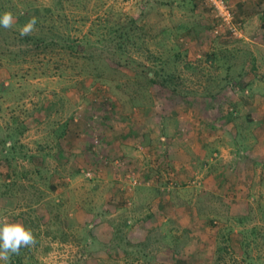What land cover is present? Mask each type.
<instances>
[{
  "label": "rangeland",
  "instance_id": "rangeland-1",
  "mask_svg": "<svg viewBox=\"0 0 264 264\" xmlns=\"http://www.w3.org/2000/svg\"><path fill=\"white\" fill-rule=\"evenodd\" d=\"M11 1L17 5H7L12 14L51 9L49 23L57 37L84 42L95 54L85 60L80 56L73 68L59 46L45 55L15 48L13 37L23 26L2 31L0 217L21 222L36 238L35 246L21 248L9 264L19 258L17 264H264V248L251 246L250 239L247 244L236 241L216 220V204L200 207L201 221H196L191 220V207L183 215L178 204L167 206V214L151 212L148 205L140 209L124 189L126 180L130 188L137 181L131 162L136 155L150 148L152 157V152L164 150L166 136L186 133L181 109L216 101V91L239 82L237 68L242 65L243 74L251 70L243 45L247 41L216 27L208 0ZM245 3L252 8L258 0ZM229 5L243 31L230 0ZM128 19L140 29L133 50L141 63L138 71L107 61L99 42L105 39L102 25ZM3 41L10 49L23 48L20 57H5ZM174 45L180 50L178 59ZM232 54L236 68L230 77L212 58L227 57L228 63ZM161 61L164 75L149 84L142 66L156 72ZM61 63L63 68L57 69ZM162 81L166 87L160 86ZM144 161L157 165L158 158ZM160 193L170 196L166 190L148 191L152 199ZM181 195L188 200L196 194L187 190ZM146 212L153 220L143 219ZM231 244L243 254L231 252Z\"/></svg>",
  "mask_w": 264,
  "mask_h": 264
},
{
  "label": "crops",
  "instance_id": "crops-1",
  "mask_svg": "<svg viewBox=\"0 0 264 264\" xmlns=\"http://www.w3.org/2000/svg\"><path fill=\"white\" fill-rule=\"evenodd\" d=\"M246 1L230 3L244 27L247 42L242 44L251 60L249 74L244 73L242 83L234 81L216 91L221 100L181 109L180 117L187 118L186 133L166 136L164 150L152 152V157L150 148L142 156L136 155L131 162L138 170L137 176L132 174L138 185L130 188L126 180L124 189L140 209L148 205L151 212L167 214V206L178 204L183 215L191 207V220L196 221H201L200 207L216 204V220L231 230L235 240L247 244L250 239L251 246L259 249L264 248V7H258L264 0L252 8H245ZM158 141L163 142L162 138ZM145 157L158 158L157 165H145ZM153 189L166 190L170 196L160 193L152 199L148 191ZM187 190L196 195L187 200L181 195ZM152 218L146 212L143 219ZM235 247L231 244L229 250L243 254Z\"/></svg>",
  "mask_w": 264,
  "mask_h": 264
},
{
  "label": "trees",
  "instance_id": "trees-1",
  "mask_svg": "<svg viewBox=\"0 0 264 264\" xmlns=\"http://www.w3.org/2000/svg\"><path fill=\"white\" fill-rule=\"evenodd\" d=\"M18 2H22V0H19ZM11 3L13 6H17L15 3H12L11 0H0V15H2L4 12H9V9L7 8V5ZM15 18L13 25L15 26H24L32 17H35L37 20V23L35 25V30L30 34L26 36H21L20 32L17 37H13V41L17 42L14 46L15 48H19L20 46L27 47L26 54H46L51 53L54 50H56V46H59L60 49L59 54L60 55H69L72 59V65L71 67H76L78 62V58L80 56H84L85 59L91 58L90 56H93L95 53L92 51V47L88 46L86 43H73L72 40L69 39V37L63 36V40L61 41L60 37H57L55 32L54 25H51L49 22L53 20V11L51 9H24L23 11L19 10L15 14H12ZM234 18V17H233ZM236 22V21H235ZM239 22V21H238ZM3 30H8L0 26V37L3 36ZM102 33L100 34L101 37L105 39H99V42L103 43V47L101 49L102 52H107V61L112 62L115 64L116 67H127L132 70L138 71L139 66H141V63L139 64L137 61H135L133 57V50H135L138 46V43L140 40L139 38V27L136 25V21L133 19H128L125 24L122 23H115L111 25H102ZM225 34H229L228 37L233 38L228 31L225 32ZM88 34L84 36V38H87ZM55 38V39H54ZM4 40H7L3 38ZM54 39V40H53ZM3 47H6L4 49L5 57L12 56L13 59L20 57L19 52L22 51L23 48L20 49H14L9 48L8 42L3 41L2 42ZM11 46H13L11 44ZM174 49L176 51L175 55L177 59L179 58V48L174 45ZM179 47H183L182 45H179ZM230 61L227 63V57L225 58H219L216 56V59L214 60L212 58V62L216 65V68H223L222 73L226 76L230 75L233 72V70L236 68L232 64V60L235 59L233 54L229 57ZM217 60V62H216ZM47 63V62H46ZM161 69L153 72L151 69H146L144 66H142L143 70H145V75L147 77V81L149 84H156L157 83V77L159 74L164 75L163 65L164 62L161 61ZM64 66L63 63L57 66V69H62ZM234 67V68H233ZM242 68V65H241ZM241 68H237V72H235L236 78L238 81L242 80L243 73L241 72ZM147 71V72H146ZM44 75L46 73H43ZM222 80V78H219ZM224 79V78H223ZM219 80V81H220ZM231 83V82H230ZM230 83H227L224 87H228L229 85H232ZM162 87H166L165 84L162 81V84L160 85ZM223 87V88H224ZM219 94V93H218ZM216 94V96H218ZM20 258L17 259L14 263H19ZM12 264V263H10Z\"/></svg>",
  "mask_w": 264,
  "mask_h": 264
},
{
  "label": "clouds",
  "instance_id": "clouds-1",
  "mask_svg": "<svg viewBox=\"0 0 264 264\" xmlns=\"http://www.w3.org/2000/svg\"><path fill=\"white\" fill-rule=\"evenodd\" d=\"M14 17L11 12L0 15V26L5 29L12 27ZM37 20L32 17L20 30V35H30L35 30ZM36 238L31 229L21 222L12 221L7 216L0 217V261L9 264L13 255H19L21 248L35 246Z\"/></svg>",
  "mask_w": 264,
  "mask_h": 264
},
{
  "label": "built area",
  "instance_id": "built-area-1",
  "mask_svg": "<svg viewBox=\"0 0 264 264\" xmlns=\"http://www.w3.org/2000/svg\"><path fill=\"white\" fill-rule=\"evenodd\" d=\"M208 4L213 9L216 15L217 28L223 33L228 31L230 35L237 36L239 38H244L241 26L237 24L234 20L233 11L229 5V0H208ZM87 177H92L90 172L86 173ZM136 180H132L131 185H137Z\"/></svg>",
  "mask_w": 264,
  "mask_h": 264
}]
</instances>
